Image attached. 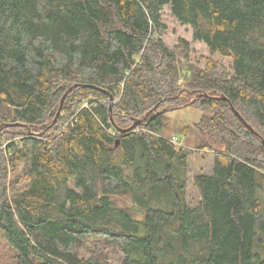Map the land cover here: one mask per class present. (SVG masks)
<instances>
[{"label":"trees","instance_id":"trees-1","mask_svg":"<svg viewBox=\"0 0 264 264\" xmlns=\"http://www.w3.org/2000/svg\"><path fill=\"white\" fill-rule=\"evenodd\" d=\"M164 6L231 72L205 56L195 65L183 38L168 47ZM209 96L264 139V0H0V233L12 264H264V144ZM189 105L206 112L196 148L213 155L192 178L193 206L177 170L192 150L163 135L165 113ZM155 106L165 112L119 131ZM19 167L29 184L11 195ZM146 189L165 206L137 216L113 198Z\"/></svg>","mask_w":264,"mask_h":264},{"label":"rangeland","instance_id":"rangeland-1","mask_svg":"<svg viewBox=\"0 0 264 264\" xmlns=\"http://www.w3.org/2000/svg\"><path fill=\"white\" fill-rule=\"evenodd\" d=\"M161 20L166 25V29L163 35V40L168 47H173L178 38H183L190 43L193 52L191 54V62L200 68H203L205 61L202 56L209 57L215 61L224 65L228 72H231V60L229 58L221 57L218 54H210L208 49L203 43L193 41L192 32L189 26L181 25L170 13L169 7L164 6L161 11ZM206 112L204 110L193 107L192 105L171 110L165 113L168 126L163 132V135L170 139L176 137L179 140V144L187 149H191V154L187 157L186 163L183 166L177 165V170L183 181L182 193L185 200L190 205H194L199 199L198 193L192 183V178L198 173H210L213 163V155L211 151L197 149V139L199 132L196 128L198 123ZM178 146V147H179ZM132 171V170H131ZM130 170L127 173L131 174ZM16 175V176H15ZM10 179H17L16 185L10 190V194L13 195L27 188L29 184L28 177L23 173L22 167H19L18 172L12 173ZM148 189L135 192L133 195H120L114 196V200L117 205L122 207L132 208L137 216H140L141 211L145 207H164L165 200L163 198L157 199L156 195H150ZM259 196L264 201V189L258 190ZM152 197L149 202H144L143 199ZM10 248L7 245L2 233H0V264H12ZM112 264V263H111Z\"/></svg>","mask_w":264,"mask_h":264},{"label":"water","instance_id":"water-1","mask_svg":"<svg viewBox=\"0 0 264 264\" xmlns=\"http://www.w3.org/2000/svg\"><path fill=\"white\" fill-rule=\"evenodd\" d=\"M66 94H67V92L63 95V97L60 100V106H59V108H58V110L56 112V115L54 117L53 123L56 121L57 116L60 113L61 105H62V103H63V101L65 99ZM200 95L208 96L207 94H200ZM209 97L211 99H214V100H225V101H228L226 99V97H224V96H216V97L209 96ZM111 107H112V96L109 97V109H111ZM156 108H157V106H155L148 113H146L145 116L143 117V119H138L137 121H134L129 127L124 128V129H119V131L122 132V133H126V132H129V131L133 130V128L136 127L137 125H139L144 119H146L150 113H152V112L154 113ZM230 109L237 116V118L247 127V130L252 132L253 134L257 135L261 139V142L264 144V139L261 138L250 125L247 124V122L239 115V113L235 110V108L232 106L231 103H230ZM164 112H165V110H161V111H158L157 113H154V114L157 115V114L164 113ZM9 125L10 124H5L4 126H9ZM117 144H118V139L116 140L115 145H117Z\"/></svg>","mask_w":264,"mask_h":264},{"label":"built area","instance_id":"built-area-1","mask_svg":"<svg viewBox=\"0 0 264 264\" xmlns=\"http://www.w3.org/2000/svg\"><path fill=\"white\" fill-rule=\"evenodd\" d=\"M170 141L175 144H179V140L176 137H171Z\"/></svg>","mask_w":264,"mask_h":264}]
</instances>
